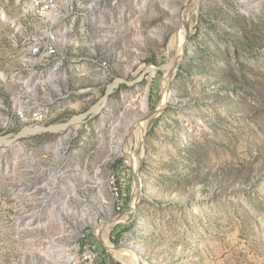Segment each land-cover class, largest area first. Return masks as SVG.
<instances>
[{"label": "rangeland", "instance_id": "374dc122", "mask_svg": "<svg viewBox=\"0 0 264 264\" xmlns=\"http://www.w3.org/2000/svg\"><path fill=\"white\" fill-rule=\"evenodd\" d=\"M37 1L0 0V264H264V0Z\"/></svg>", "mask_w": 264, "mask_h": 264}, {"label": "bare ground", "instance_id": "6f19581e", "mask_svg": "<svg viewBox=\"0 0 264 264\" xmlns=\"http://www.w3.org/2000/svg\"><path fill=\"white\" fill-rule=\"evenodd\" d=\"M39 1H40V0H38L35 4H38V5H39ZM70 7H71L70 3H67V8L69 9ZM56 8H64V7H62L60 4H58V3L56 2ZM42 15L45 16V17H47V18H49L50 20H51V18L54 19V17H60V16H54V13H52V11H45V12L42 11ZM0 16H1L3 19L8 20L7 15H6L5 12L2 11V10H0ZM45 17H44V18H45ZM192 21H193V20H192ZM190 29H191V21H190V19H189V17H188V21H187V23L185 24L184 32H183V35H182V37H181V44H180V46H181V50H180V54H179L178 58L181 57V54H182L183 48L185 47V46H184V44H185V36L188 34V32L190 31ZM55 35H58L57 32H55ZM47 38H48V33H46V34L44 35V37L34 38V39H33V43H32V45H31L30 48H29V52H30L29 56H30V59H33V60H34V54H33L34 44H41L42 41H43V48H50V51H57V44H50V41H45V39H47ZM62 38H63V37H62ZM68 40H69V39H68ZM69 41H70V40H69ZM61 42L63 43L62 39H61ZM65 43H66V41H65ZM179 48H180V47H179ZM29 61H30V60H29ZM177 62H178V59L174 61V65H173V63H171V64H169V65H166V66H165V70L168 71L169 73L173 72L175 66L177 65ZM36 78H37V77H34V76L31 77V76H30V78L27 80L28 84L31 85L30 87H34V85L32 86V84H35ZM29 85H28V86H29ZM113 88H114V87H113ZM113 88H110L109 92H111V90H112ZM161 100H162V101H161V102H162L161 104H166L167 101H168V95H167V96H166V95L163 96ZM105 102H106V101H103V103H105ZM143 106L147 109V102H146V100L143 101ZM160 107H161V106H160ZM99 109H100V106H99V105L95 107V110H99ZM93 111H94V110H93ZM151 116H152V115H151ZM81 119H83V117H77V118H75L70 124H72V123H74V122H76V121H79V120H81ZM147 122H148V121H147ZM70 124L54 125V126H51V127L48 128V129H49V130H52V131H57V130H68ZM143 127H144V128L146 127V123H145V122L142 123V129H143ZM48 129H46V128H44V127H37V128H35V129H29V128H27V129H25V130L23 131L22 135L25 136V135H28V134H30V133L46 131V130H48ZM144 131H145V129H143V132H144ZM3 143H6V144L9 145L11 142L8 141V140H6V139H0V144H3ZM135 183H136V182H135ZM140 185H141V182H140V180L138 179V180H137V188H138V192H139ZM136 192H137V191H136ZM136 192H135V193H136ZM138 192H137V194H136V197H137V198H138V195H139ZM116 194H117V196H119V192H118L117 189H116ZM136 202H137V200H136ZM133 204H134V203H133ZM108 246H109L110 250H112V251H113V252H114L119 258H121L123 261H126V258H130L131 260H135V259H133V256H134V255H132L131 251H128V250H125V249H122V248L114 247V246L110 245L109 243H108Z\"/></svg>", "mask_w": 264, "mask_h": 264}, {"label": "built area", "instance_id": "2783aa9c", "mask_svg": "<svg viewBox=\"0 0 264 264\" xmlns=\"http://www.w3.org/2000/svg\"><path fill=\"white\" fill-rule=\"evenodd\" d=\"M39 5H40V8L43 12L52 11V13H54V16H60V19H62L65 16L64 12H66V10L68 9V8H56V0H40ZM69 9H71V7ZM66 27L67 26H65V28ZM71 27L72 26L68 27L69 29H68L67 35L72 33ZM68 37H69V35H68ZM45 41H50V44H57V51H50V48H43V41L41 44H34V50H33L34 60L38 61V63H42V62L43 63H50L51 61H54L56 64L55 65L56 69L58 67H62L65 58L63 56L60 57L61 55L58 53V45H61V44L65 45V44H63L61 42V35H55V29H48V38L45 39ZM32 43H33V41H32ZM66 46H71V44L66 45ZM30 76L31 77L32 76L42 77V75H40L37 71H35V73H32ZM38 85H39V83L37 85H35V87H37ZM32 93H33V89H29V91H26V98H22V103L29 102V100L32 99ZM36 104H39V103H37V102L31 103V104L27 103V106H29V109H30V108L35 107ZM15 110H16V115L19 118L20 117H28V114H22V110H19V106H15ZM121 209H122V207H121Z\"/></svg>", "mask_w": 264, "mask_h": 264}, {"label": "trees", "instance_id": "16d2710c", "mask_svg": "<svg viewBox=\"0 0 264 264\" xmlns=\"http://www.w3.org/2000/svg\"><path fill=\"white\" fill-rule=\"evenodd\" d=\"M105 254V253H104ZM105 264H107L106 262H105ZM112 264H119L118 262H113Z\"/></svg>", "mask_w": 264, "mask_h": 264}]
</instances>
